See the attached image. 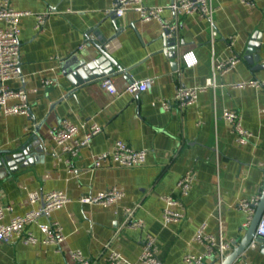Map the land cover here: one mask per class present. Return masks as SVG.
Here are the masks:
<instances>
[{"label":"crops","instance_id":"obj_1","mask_svg":"<svg viewBox=\"0 0 264 264\" xmlns=\"http://www.w3.org/2000/svg\"><path fill=\"white\" fill-rule=\"evenodd\" d=\"M5 1V0H0ZM18 12L29 15L20 20V76L7 86L25 90L29 116L6 117L0 111V150L16 151L30 143L35 128L40 143L36 161L0 181V204L9 210L4 223L39 209L42 204L27 203L32 193L64 192L67 205L56 211L51 221L59 223L65 242L55 246H24L18 240L0 244V264H72L71 254L79 251L86 258L106 264L109 249L122 254V264H141L143 241L156 239L162 264H186L188 255L203 256L204 246L194 243L196 232L207 224V233L225 242L242 239L246 215L236 209L241 200L260 196L264 188V90H234L231 86L253 80L264 81V0L253 7L240 0H213V26L218 32L210 47V25L198 16L179 20L177 67L162 54V26L143 23L135 12L122 18L109 15L112 0H8ZM173 0H143L146 7H165ZM47 16L42 32L36 31L37 17ZM162 19L173 21L171 12ZM119 28V29H118ZM101 38L124 74L111 78L117 94L106 93L100 81L75 87L65 75V60L77 53L92 63L97 51L86 43ZM255 36L261 37L259 62L250 64L245 53ZM232 42V44H231ZM197 64L188 68L186 56ZM239 58L234 70L216 77V88L199 96L184 112L161 109L160 100L172 101L177 89L198 88L213 75L214 61ZM151 80L150 88L134 95L127 91L134 82ZM53 84L45 86L44 82ZM225 110L237 111L243 126L254 138L239 146L232 128L221 116ZM67 120L79 129L83 140L92 126L102 132L81 149L78 158L59 150L48 131ZM117 142L135 151H147L144 166L124 168L112 164L93 170V158L110 154ZM190 170L197 179L189 195L182 199L185 219L164 223V196H177V184ZM112 188L124 191L118 204L104 208L83 203ZM135 209L142 220V231L122 230L123 211ZM176 213L181 207H173ZM41 224L49 223L46 218ZM37 238L36 226L29 228ZM215 261V260H213ZM212 260L206 264H214ZM236 264H264L259 246H251Z\"/></svg>","mask_w":264,"mask_h":264},{"label":"built area","instance_id":"obj_2","mask_svg":"<svg viewBox=\"0 0 264 264\" xmlns=\"http://www.w3.org/2000/svg\"><path fill=\"white\" fill-rule=\"evenodd\" d=\"M258 0H240L241 5L246 7L255 6ZM113 7L109 15L116 18H122L128 12H135L141 22H158L163 30L177 34L178 23L184 17L198 16L210 25V47H214L215 40L218 38V32L213 26L215 9L213 0H173L165 7H146L143 0H112ZM169 11L173 14V21L162 19V14ZM28 12H18L14 10L8 0L0 1V111L6 117L29 116L28 95L25 90L10 89L8 82L20 76L21 64V42H20V20L28 16ZM36 31L42 32L47 22V16H38ZM232 44V42H231ZM239 63V58L233 56L226 61L215 60L213 75L208 79L204 86L198 88L179 87L172 101L160 100L161 109L165 112L176 110L184 112L190 106L197 103L199 96L208 90L216 88V77L225 76L232 72ZM185 64L191 68L197 64V60L192 54L186 56ZM52 81L44 82V85H52ZM152 84L151 80L142 82H132L127 91L138 95L146 92ZM101 88L110 95H116L117 89L110 79L100 81ZM234 90L259 89L264 90V81L242 82L231 86ZM264 114V110L261 111ZM222 120L228 124L236 137V143L239 146L250 144L254 138L253 134L243 126L241 115L235 110H225L221 116ZM102 129L98 126H92L83 140L77 139L79 129L71 122L64 120L54 128L48 131V137L56 144L61 153L67 155L69 159H76L81 149L88 146L92 139L100 134ZM148 152L135 151L123 142H117L110 154H101L93 158V170L100 169L104 164H112L124 168H135L144 166L147 162ZM197 179L195 171H188L177 184V196H164L161 198L165 204L164 223L166 225L179 223L185 219L184 205L182 199L191 192ZM125 197L123 190L112 188L95 197L83 200V203L98 205L104 208L114 206L121 202ZM260 201V196L252 200H241L236 209L246 215L244 228L247 230L255 214L256 206ZM69 202L68 196L64 192H51L40 195L32 193L28 197L27 203L31 206L41 203L42 206L28 212L22 217L11 220L8 224L4 223L6 212L9 210L0 204V244H11L18 240L24 246H60L65 242V235L62 226L56 221H51L53 214L64 208ZM173 207H181L182 212L176 213ZM124 222L119 232L122 230L142 231L145 224L142 220L135 218V209H125L123 211ZM49 220L47 224H41L40 219ZM36 226L42 235L37 238L29 228ZM207 224H204L196 232L193 242L205 247L206 252L203 256L188 255L184 258L186 264H206L209 260H215L217 264H222L234 249L232 242H225L221 236L216 237L207 233ZM256 238L264 240V216L256 231ZM143 249L140 257L141 264H162L159 257L157 241L154 237L147 235L143 241ZM255 246V243L252 245ZM123 257L118 251L109 249L106 257V264H122ZM72 264H99L97 261L86 258L81 252L76 251L71 254Z\"/></svg>","mask_w":264,"mask_h":264},{"label":"water","instance_id":"obj_3","mask_svg":"<svg viewBox=\"0 0 264 264\" xmlns=\"http://www.w3.org/2000/svg\"><path fill=\"white\" fill-rule=\"evenodd\" d=\"M114 19H117L113 16ZM119 29V28H118ZM90 34L87 35L86 43L93 46L97 51L99 58L92 63H87L78 58L77 53L65 60L63 64L64 74L72 76L75 87L78 88L89 82L102 81L111 79L116 75L124 74V69L119 66L110 56L107 50L108 44L113 41L102 40L98 38L92 40ZM164 50L162 54L173 60L177 67V59L179 57V49L183 46L178 42L177 34L168 30L164 31L162 36ZM261 37L255 36L245 53V59L250 64L259 62ZM118 73V74H116ZM2 85L0 83V90ZM42 127H36L32 141L16 151L0 150V181L7 178L8 174H14L19 169H23L36 161L35 147L40 143V130ZM264 216V188L260 195V201L256 206L255 214L249 228L245 231L241 240L236 241L234 249L222 264H236L249 250L253 243L259 246L261 254L264 256V240L256 238V231ZM213 261V260H212ZM217 264L216 261H213Z\"/></svg>","mask_w":264,"mask_h":264}]
</instances>
